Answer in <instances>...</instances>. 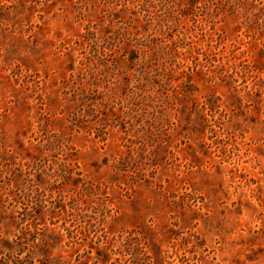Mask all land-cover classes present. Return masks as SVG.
I'll return each instance as SVG.
<instances>
[{"label": "rangeland", "instance_id": "374dc122", "mask_svg": "<svg viewBox=\"0 0 264 264\" xmlns=\"http://www.w3.org/2000/svg\"><path fill=\"white\" fill-rule=\"evenodd\" d=\"M0 264H264V0H0Z\"/></svg>", "mask_w": 264, "mask_h": 264}]
</instances>
